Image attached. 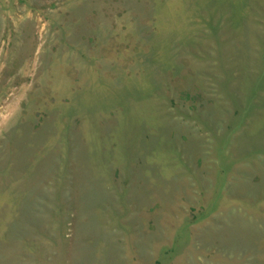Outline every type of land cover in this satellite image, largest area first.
Segmentation results:
<instances>
[{"label":"rangeland","instance_id":"rangeland-1","mask_svg":"<svg viewBox=\"0 0 264 264\" xmlns=\"http://www.w3.org/2000/svg\"><path fill=\"white\" fill-rule=\"evenodd\" d=\"M0 264H264V0H0Z\"/></svg>","mask_w":264,"mask_h":264},{"label":"trees","instance_id":"trees-1","mask_svg":"<svg viewBox=\"0 0 264 264\" xmlns=\"http://www.w3.org/2000/svg\"><path fill=\"white\" fill-rule=\"evenodd\" d=\"M144 109H145V107H141V114H142V112L144 111ZM140 114V115H141ZM138 121H139V118H138ZM95 140V139H94ZM96 141V140H95Z\"/></svg>","mask_w":264,"mask_h":264},{"label":"bare ground","instance_id":"bare-ground-1","mask_svg":"<svg viewBox=\"0 0 264 264\" xmlns=\"http://www.w3.org/2000/svg\"><path fill=\"white\" fill-rule=\"evenodd\" d=\"M71 238V237H70ZM70 258V257H69Z\"/></svg>","mask_w":264,"mask_h":264}]
</instances>
